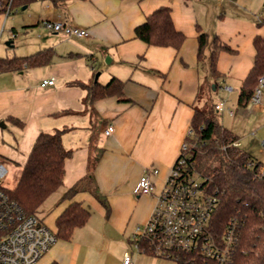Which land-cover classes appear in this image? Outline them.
Listing matches in <instances>:
<instances>
[{
  "label": "crops",
  "instance_id": "obj_1",
  "mask_svg": "<svg viewBox=\"0 0 264 264\" xmlns=\"http://www.w3.org/2000/svg\"><path fill=\"white\" fill-rule=\"evenodd\" d=\"M160 5L170 7L175 28L185 34L177 50L147 45L134 36V27ZM21 9L8 25L0 14V43L5 34L6 44L0 57L48 49L51 58L45 65L0 71V164L6 171L8 162L23 166L41 131L62 130L61 144L71 151L63 183L38 214L55 230L56 217L71 201L90 211L84 225L69 239H56L35 264H121L124 251L132 253L133 264H171L167 258L133 251L131 238L135 227L148 219L189 131L193 108L203 102L198 100L199 86L214 96L211 103L224 101L220 122L264 167V139L258 142L255 130L264 129V95L257 105L237 104L254 60L253 38L264 36V25L257 24L264 17V0H67L57 5L34 0ZM43 19L83 27L88 34L52 31L40 24ZM196 25L210 39L216 35L236 50L219 52L218 77L210 75L206 59L196 58ZM209 50L208 45L206 55ZM112 77L123 81L124 100L113 95L91 104L84 101L85 85L105 84ZM49 78L53 84L40 85ZM223 84L233 90H222ZM107 124L113 131L104 135ZM98 151L93 174L107 205L89 191L63 199ZM148 168L158 169L154 190L136 196L133 189Z\"/></svg>",
  "mask_w": 264,
  "mask_h": 264
},
{
  "label": "trees",
  "instance_id": "obj_2",
  "mask_svg": "<svg viewBox=\"0 0 264 264\" xmlns=\"http://www.w3.org/2000/svg\"><path fill=\"white\" fill-rule=\"evenodd\" d=\"M34 0H0V14L11 13ZM54 5L67 0H47ZM264 25V17L257 22ZM197 30L198 61L206 59L211 76L218 77L217 58L221 51L234 53L236 50L214 35ZM134 36L147 45L170 46L179 49L185 34L177 30L171 17V9L160 5L134 27ZM209 45V54L205 49ZM255 50L253 64L239 87L237 104L244 106L252 95L258 78L264 75V36L253 38ZM51 50L42 49L26 56L11 58L0 57V71H14L45 65L50 61ZM213 85H216L213 83ZM87 93L84 101L91 104L107 96L122 97L123 81L112 77L107 83L94 81L85 85ZM205 90L199 86L197 96ZM194 106L190 121V134L184 140L189 144L187 151L192 168L202 178L207 190L214 194L218 203L211 217L209 229L212 235L220 238L224 228L233 222L234 240L231 262L229 264H264V167L262 163L244 151L238 145V136L219 120L214 107ZM19 123L18 121H15ZM62 130L41 131L35 138L32 148L22 166L19 178L12 188L4 189L27 214H38V208L44 200L55 192L63 183L65 160L71 151L61 144ZM100 157V151L90 158L86 173L63 194V199H72L80 191H89L105 206L106 201L100 193L93 170ZM90 211L81 202L71 201L56 217L54 232L56 239H69L75 228L88 220ZM40 217V216H39ZM43 221V219L40 217ZM175 264H219L215 259L200 252L179 253ZM49 264H58L52 261Z\"/></svg>",
  "mask_w": 264,
  "mask_h": 264
},
{
  "label": "built area",
  "instance_id": "obj_3",
  "mask_svg": "<svg viewBox=\"0 0 264 264\" xmlns=\"http://www.w3.org/2000/svg\"><path fill=\"white\" fill-rule=\"evenodd\" d=\"M9 5L5 15L9 14ZM40 24L52 31H62L75 37L87 36L86 28L72 26L59 20L43 19ZM53 78L43 79L41 86L51 85ZM264 75L258 83L247 105H257L262 98ZM222 90L232 91L230 85L223 84ZM215 110L225 109L224 101L214 104ZM232 115L233 110L227 109ZM113 125L107 124L103 134L109 135ZM187 134H190V130ZM234 141L233 145H238ZM264 147V140L261 141ZM189 144L183 140L180 152L168 172L163 186L156 193L155 203L144 224L137 225L132 234L135 252H147L175 261L179 253L200 252L215 259L219 264L231 262L234 240L233 222L226 225L220 238L209 229L211 217L218 199L207 190L203 178L193 170L187 151ZM0 164V178L5 174ZM156 168H148L140 175L133 192L136 196L153 192ZM56 241L54 232L36 214H27L4 189L0 188V264H35ZM121 264H133V256L124 251Z\"/></svg>",
  "mask_w": 264,
  "mask_h": 264
},
{
  "label": "rangeland",
  "instance_id": "obj_4",
  "mask_svg": "<svg viewBox=\"0 0 264 264\" xmlns=\"http://www.w3.org/2000/svg\"><path fill=\"white\" fill-rule=\"evenodd\" d=\"M23 12H24V10H22L21 7H19L18 9L13 10L9 15L3 14L5 23H7V25H8L11 22V19L13 17L18 18L19 14H21ZM4 41H5V34L3 35L2 39H1V43H0V47H2V48L6 47V44L4 43ZM209 92L210 91L208 90V88H206V90H204V92L200 96H198V100L200 102L203 101L202 104L200 105V107H206L207 108L209 106V104L211 103V101L214 99V96L209 95V94H211V92L210 93ZM263 95H264V86L262 88V96ZM255 130L259 132L257 138L259 137L258 142H260L262 138L264 139V129L255 128ZM260 133H263V136ZM6 168H7V171L3 175V177L0 178V182L4 187L12 188V187H14V185L16 184V182L19 178V175H20L21 169H22V165L15 164L13 162H8L6 164ZM144 223H141V224H144ZM167 260L171 264H175V262L173 260H171V259H167Z\"/></svg>",
  "mask_w": 264,
  "mask_h": 264
},
{
  "label": "water",
  "instance_id": "obj_5",
  "mask_svg": "<svg viewBox=\"0 0 264 264\" xmlns=\"http://www.w3.org/2000/svg\"><path fill=\"white\" fill-rule=\"evenodd\" d=\"M97 76V74L95 75V77Z\"/></svg>",
  "mask_w": 264,
  "mask_h": 264
}]
</instances>
